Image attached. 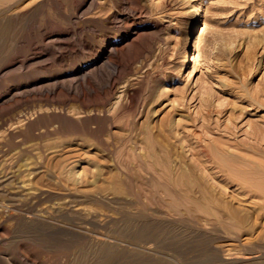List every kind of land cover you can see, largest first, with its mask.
<instances>
[{
    "label": "rangeland",
    "instance_id": "obj_1",
    "mask_svg": "<svg viewBox=\"0 0 264 264\" xmlns=\"http://www.w3.org/2000/svg\"><path fill=\"white\" fill-rule=\"evenodd\" d=\"M187 1L0 0V264H264L257 199L201 163L264 119V0H197L192 39ZM193 190L242 223L182 214Z\"/></svg>",
    "mask_w": 264,
    "mask_h": 264
},
{
    "label": "bare ground",
    "instance_id": "obj_2",
    "mask_svg": "<svg viewBox=\"0 0 264 264\" xmlns=\"http://www.w3.org/2000/svg\"><path fill=\"white\" fill-rule=\"evenodd\" d=\"M5 1V0H4ZM187 1V0H186ZM191 4V8H190V14L188 15V18H187V33H188V39H192L195 37L197 31L201 28V25H202V16H203V13H204V10L202 8V6L198 3L197 0H188ZM187 1V2H188ZM19 2V1H18ZM27 2V1H26ZM188 2V3H189ZM3 4L5 2H2ZM1 4V3H0ZM19 4V3H18ZM17 5V4H16ZM88 5V4H87ZM4 7V5L2 6ZM11 7V6H10ZM79 7V6H78ZM92 7V6H91ZM90 7V8H91ZM77 8V7H76ZM6 9H0V17L4 19V16H2L1 14H3L5 12ZM2 22V21H1ZM159 32V31H158ZM197 38V37H196ZM117 41V40H116ZM197 44V43H196ZM110 50H114L113 47H110ZM101 53V52H100ZM109 54V53H108ZM102 58H105V57H102ZM107 58V57H106ZM193 58L191 57L190 53L189 52H186L185 56H184V59H183V66H187L189 65L191 62H192ZM139 73V72H138ZM90 74V71H87L86 73H84V75L82 77L84 78H87L88 75ZM87 76V77H85ZM83 79V78H82ZM81 79V80H82ZM124 84V83H123ZM72 88V87H71ZM123 88V87H122ZM209 92V91H208ZM205 94V93H204ZM207 94V93H206ZM207 96V95H206ZM239 102V101H238ZM248 103V102H247ZM247 106L251 107L250 109L251 110H255L257 107H261L262 104L260 103H250V104H247ZM139 111V110H138ZM206 112V115L208 116L210 111L209 110H205ZM219 111V110H218ZM204 112V111H203ZM244 113V112H243ZM249 113V112H248ZM200 114V113H199ZM220 114V113H219ZM235 115V114H234ZM238 115V114H237ZM201 116V115H200ZM236 116V115H235ZM240 118H241V114H239ZM203 117V115H202ZM201 117V118H202ZM233 115L231 114V116H229L227 118L229 124L225 126V132L230 135H234L235 131L234 130H237L236 133L238 131H240L241 129L238 128V124L240 123H243L241 122V120L237 123H235L234 121H237L239 118L237 117H234V119H232ZM237 119V120H236ZM163 120V119H162ZM234 120V121H233ZM263 121H261L260 124H258L257 122L254 124H249V130H244L243 134L245 136V139L244 141H241L242 143L240 144H236L234 145L236 147V149H240L239 146H242V150L243 151H246L249 153V155H247L245 157V152L243 154L244 157H241V156H238L236 154H232V163L233 162H238V163H243L244 165L247 166V169H243V165H240L242 167L240 168H236L234 165L231 164H228L227 163V159H222L220 158L218 155H216V152L213 151L212 149L208 150V149H204V150H201V156L203 157L206 156V159L204 161H201V160H198V163L199 161H201L202 165L205 164V163H211L214 165V168L217 169V172L221 174V176L224 178V181H229V183H235L236 185H239L240 186V193L241 196H248L249 198H255L257 199V203H252L254 204L252 207L255 208L256 210V213L257 214H262L264 215V119H262ZM234 122V123H233ZM246 122V121H245ZM241 125V124H240ZM239 125V126H240ZM243 131V130H242ZM211 132V131H210ZM180 133V132H179ZM236 135V134H235ZM227 136V135H226ZM236 137V136H235ZM222 138V137H221ZM220 138V139H221ZM231 139V138H230ZM233 139V138H232ZM196 140V139H194ZM225 140V139H223ZM229 140V139H228ZM234 140V139H233ZM232 141V140H231ZM186 142V141H185ZM225 143L227 144L228 141ZM233 143H236V139H235V142L233 141ZM239 143V141H238ZM188 144V142H187ZM196 145V144H195ZM197 146V145H196ZM233 146V145H232ZM230 146V148L232 147ZM191 147V146H190ZM228 147V146H227ZM60 148V147H59ZM66 148V147H65ZM226 149H229V148H226ZM235 149V148H234ZM216 150V149H215ZM218 150V149H217ZM186 152V151H185ZM193 155H197L199 156L200 154H198L195 149L193 150ZM229 153V150L226 151L225 149H220V154L223 155V156H229L228 154L226 153ZM77 153V152H76ZM200 153V152H199ZM203 154V155H202ZM240 154V153H239ZM191 155V154H190ZM230 156V157H231ZM62 157V156H61ZM196 157V156H195ZM195 157H193L195 159ZM257 157L259 160H256ZM95 158V157H94ZM202 158V159H203ZM230 163V162H229ZM200 164V163H199ZM202 167V166H201ZM211 166H209L210 168ZM246 168V167H245ZM205 170V169H203ZM209 170V169H208ZM214 170V169H212ZM30 171V170H29ZM207 171V170H205ZM28 172V171H27ZM80 172V171H79ZM216 173V172H215ZM219 175V174H218ZM217 176V175H216ZM219 177V176H217ZM23 178V177H22ZM2 179V178H1ZM91 181V180H90ZM4 183V182H3ZM21 183V182H20ZM221 183V182H220ZM23 184V183H22ZM27 184V183H26ZM29 184V183H28ZM168 184V183H167ZM227 184V183H226ZM230 185V184H229ZM220 186V184H219ZM222 187L224 186L221 185ZM42 187V186H41ZM221 187V188H222ZM24 188V187H23ZM226 188V187H225ZM17 190H19L17 188ZM21 190V189H20ZM192 191V189H190ZM189 190V191H190ZM28 191V190H27ZM32 191V190H31ZM55 191V190H54ZM53 191V192H54ZM196 192V194L198 193V195H200L201 197V202H198L196 203L197 201L200 200V198H197L199 200H197L195 197L192 198V199H196V202L193 200V201H188V199H186L188 201V203L190 204H184V206L181 208V213L186 215V216H191V217H195L196 215L198 216L199 214L203 215V219L201 222H203L204 224L206 225H209V226H212L213 228H220V229H223V230H226L228 231L229 233H231L230 231L232 230V228L234 226H237L239 223H242L241 220L243 219H240V215L237 213V208L236 210L235 209H231L229 206H226L224 207V205H220V203H214L213 200L207 198L206 199V196H204L202 194V192L198 191V190H193ZM23 192V191H22ZM19 193V192H17ZM191 193V192H190ZM55 194V193H54ZM188 194V193H187ZM186 194V195H187ZM192 194V193H191ZM194 194V192H193ZM193 194H192V197H193ZM195 194V195H196ZM27 196V195H26ZM107 196V195H106ZM188 197V196H187ZM18 198V197H17ZM21 198V197H20ZM101 198H103L101 196ZM108 198V196H107ZM189 198V197H188ZM191 198V197H190ZM191 199V200H192ZM104 200V198H103ZM106 200V199H105ZM25 201V200H24ZM117 201V200H116ZM108 202V201H107ZM192 204V205H191ZM223 204V203H222ZM57 205V204H56ZM3 207V206H2ZM229 207V208H228ZM47 209V208H46ZM253 210V209H252ZM4 212V211H3ZM1 212V213H3ZM20 212V211H19ZM64 212V211H63ZM227 213L228 214V217H226L225 219H220V217L222 216L221 213ZM5 213V212H4ZM3 213V214H4ZM9 213V212H8ZM255 213V214H256ZM41 214V213H40ZM118 214V213H117ZM32 215V214H31ZM90 215V214H89ZM94 215V214H93ZM221 215V216H219ZM253 215V214H252ZM4 216V215H3ZM42 216V215H41ZM61 216V215H60ZM205 216V217H204ZM219 216V217H218ZM210 217V218H209ZM253 217V216H252ZM255 217V216H254ZM19 218V217H18ZM100 218V217H99ZM98 218V219H99ZM219 218V219H217ZM259 218V216H258ZM258 218H257V221H258ZM183 219V218H182ZM27 221V220H26ZM37 221V220H36ZM110 221V220H109ZM241 221V222H240ZM255 221V220H253ZM264 221V220H263ZM34 222V221H33ZM147 222V221H146ZM197 222V221H196ZM105 223V222H104ZM26 224V223H24ZM28 224V223H27ZM26 224V225H27ZM137 224V223H136ZM163 224V223H162ZM188 225V224H187ZM147 226V225H146ZM157 226V225H156ZM191 226V225H190ZM260 226V225H259ZM194 227V226H193ZM57 228V227H56ZM154 228V227H153ZM264 228V227H262ZM99 229V228H98ZM198 229V228H197ZM156 230V229H155ZM202 230V229H201ZM204 231V229H203ZM258 231V230H257ZM207 232V230H206ZM98 233V232H97ZM111 233V232H110ZM210 233V232H209ZM2 234V233H1ZM101 234V233H100ZM147 232L146 233H143L140 235V241L139 243L140 244H143V245H146L148 242H150L152 240V236H147ZM228 234V233H227ZM226 234V235H227ZM239 234V233H238ZM4 236V235H2ZM114 236V235H113ZM259 236V240H261V243L260 245H258V247L262 248L264 245H262L264 242V238H261V235H258ZM104 237V236H103ZM118 237V236H117ZM220 237H222L220 235ZM81 238V237H80ZM89 238V237H88ZM102 238H97V242L98 243V248H97V253H96V256H97V259H100V261H104L105 259H108L107 257H110L111 256V252L109 249H107V245L105 243H102ZM123 239V237H122ZM170 239V238H169ZM224 239V238H223ZM253 239V238H252ZM90 240V238H89ZM226 240V238L224 239ZM231 240V239H230ZM95 241V240H94ZM119 241V239H118ZM178 242V241H177ZM258 242V241H257ZM254 243V242H253ZM258 243V244H259ZM257 245V244H256ZM23 246V245H22ZM144 247V246H143ZM249 247V246H248ZM251 247V246H250ZM111 249V247H109ZM252 248H254L252 246ZM144 250H147L146 248H143ZM204 249V248H203ZM213 249V248H212ZM218 251H223L222 249H219V247L217 248ZM112 251V250H111ZM216 251V250H215ZM94 252V251H93ZM117 252V251H116ZM22 253V252H21ZM259 254V253H258ZM16 256V255H15ZM27 255H25L26 257ZM120 256V255H119ZM118 256V257H119ZM28 257V256H27ZM19 258V257H18ZM21 258V257H20ZM259 258V257H258ZM23 259V258H22ZM34 259V257H33ZM23 260H28L27 258H24ZM22 260V261H23ZM32 260V258L30 259L29 258V261ZM33 261V260H32ZM31 261V262H32ZM149 260H147V258L144 257V255H138L136 254V256L134 257L133 261H132V264H147ZM105 262V261H104ZM130 262V261H129ZM263 262V261H262ZM223 264L221 260L217 259L216 261H214V264ZM23 264H24V261H23ZM26 264V263H25ZM29 264V263H28Z\"/></svg>",
    "mask_w": 264,
    "mask_h": 264
}]
</instances>
